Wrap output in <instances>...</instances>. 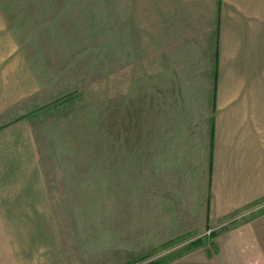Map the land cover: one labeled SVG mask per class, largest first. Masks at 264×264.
<instances>
[{
	"label": "crops",
	"instance_id": "1",
	"mask_svg": "<svg viewBox=\"0 0 264 264\" xmlns=\"http://www.w3.org/2000/svg\"><path fill=\"white\" fill-rule=\"evenodd\" d=\"M157 23L148 245L213 230L206 264H264V0H165ZM10 28L0 4V264H73L34 132L39 87ZM128 150L121 169L137 158Z\"/></svg>",
	"mask_w": 264,
	"mask_h": 264
},
{
	"label": "rangeland",
	"instance_id": "2",
	"mask_svg": "<svg viewBox=\"0 0 264 264\" xmlns=\"http://www.w3.org/2000/svg\"><path fill=\"white\" fill-rule=\"evenodd\" d=\"M164 3L0 0L39 87L34 132L73 264H206L216 247L213 230L158 238L151 246L154 239L141 227L153 206L146 202L148 90L152 54L165 51L164 36L156 41ZM120 134L131 135L123 146ZM119 147L135 151L131 167L126 159L119 167ZM136 223L140 231L133 238Z\"/></svg>",
	"mask_w": 264,
	"mask_h": 264
},
{
	"label": "trees",
	"instance_id": "3",
	"mask_svg": "<svg viewBox=\"0 0 264 264\" xmlns=\"http://www.w3.org/2000/svg\"><path fill=\"white\" fill-rule=\"evenodd\" d=\"M260 211H261V212H264V208H261ZM187 250H188V249H187ZM180 252H181V251H180ZM172 258H173V257H172ZM172 258H171V259H172Z\"/></svg>",
	"mask_w": 264,
	"mask_h": 264
}]
</instances>
